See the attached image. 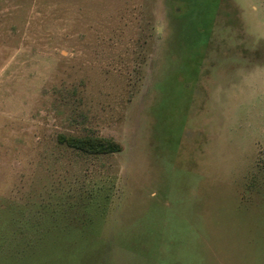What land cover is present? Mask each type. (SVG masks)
I'll list each match as a JSON object with an SVG mask.
<instances>
[{
	"label": "rangeland",
	"instance_id": "374dc122",
	"mask_svg": "<svg viewBox=\"0 0 264 264\" xmlns=\"http://www.w3.org/2000/svg\"><path fill=\"white\" fill-rule=\"evenodd\" d=\"M0 264H264V0H0Z\"/></svg>",
	"mask_w": 264,
	"mask_h": 264
},
{
	"label": "trees",
	"instance_id": "16d2710c",
	"mask_svg": "<svg viewBox=\"0 0 264 264\" xmlns=\"http://www.w3.org/2000/svg\"><path fill=\"white\" fill-rule=\"evenodd\" d=\"M57 140L60 144L87 155H110L123 151L121 143L98 136L74 137L59 135Z\"/></svg>",
	"mask_w": 264,
	"mask_h": 264
}]
</instances>
